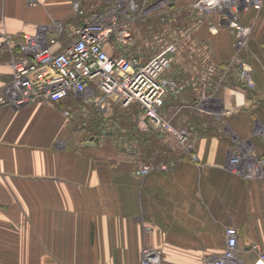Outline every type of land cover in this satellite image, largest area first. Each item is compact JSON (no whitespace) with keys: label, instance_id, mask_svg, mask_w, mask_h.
Wrapping results in <instances>:
<instances>
[{"label":"crops","instance_id":"obj_1","mask_svg":"<svg viewBox=\"0 0 264 264\" xmlns=\"http://www.w3.org/2000/svg\"><path fill=\"white\" fill-rule=\"evenodd\" d=\"M192 2L175 0L157 13L186 28ZM109 3L84 0L83 10L89 16ZM197 12L195 18L204 16ZM75 13L74 0H0V90L13 79L20 34L57 21L68 30L82 20ZM241 21L252 28L241 54L253 66L254 88L238 76L235 34L220 14L204 16L183 40L186 70L196 44L209 47L201 62L227 72L216 98H204L206 87L188 85L169 94L162 108L174 125L192 132L196 159L175 136L143 122L138 104L128 113L112 101L102 111L72 93L58 103L0 106V264H142L147 245L162 250L161 264H216L231 226L243 264H255L264 252V177L245 176L229 159L237 149L264 156V2L260 10L243 11ZM149 23L138 33L146 40L136 43L144 52L155 39L144 31L156 29ZM113 36L112 55L136 53L133 36L125 42ZM69 41L64 31L52 49ZM186 70L185 79L196 76ZM89 106L119 119L116 132L94 145L88 141L96 135L72 130L73 117L97 122ZM139 161L155 167L141 176ZM163 163H170L167 169Z\"/></svg>","mask_w":264,"mask_h":264},{"label":"built area","instance_id":"obj_2","mask_svg":"<svg viewBox=\"0 0 264 264\" xmlns=\"http://www.w3.org/2000/svg\"><path fill=\"white\" fill-rule=\"evenodd\" d=\"M38 1L27 0L32 5ZM83 1L74 0L75 14H81L82 20L74 23L68 30H64L63 24L57 21L53 25L40 26L35 34H20L18 50L12 61L13 79L0 90V106L21 107L35 102L58 103L72 93L83 96L86 102L102 111L112 101L118 102L122 108L138 104L143 122H150L163 132L175 136L182 148L196 159V154L192 152V132L175 126L162 112L169 94L182 91L188 85L196 86L201 79L193 76L191 79L181 80L168 74L180 50V40L166 43L156 54L147 55L138 47L136 53L114 56L109 52L108 45L113 35L122 42L131 37L126 24L120 22L122 18L131 16L136 8L135 1L111 0V4L104 10L95 11L89 16L84 13ZM263 2L264 0H193L189 6L206 17L220 14L234 32L239 55L238 76L251 88L255 87L253 66L241 53L247 47L252 28L242 23L241 13L251 8L260 10ZM204 16L198 18L194 26L202 22ZM53 31L57 32V37L64 31L70 36L69 43L59 51H54L51 46L57 40L55 36L50 37ZM11 42L12 36L9 35L6 43ZM204 48L209 52V47ZM222 71L207 60L204 72L206 76L203 78L205 87L209 84V89H218L223 81ZM66 113L70 114L69 111ZM229 164L247 177H264V156L256 157L250 150H234ZM168 166L169 164L160 165L164 169ZM154 167L155 164L139 161L135 171L146 176ZM226 235V247L215 258V263L243 264L239 254L237 229L234 226L228 227ZM161 261L160 248L150 245L143 248L142 264H161ZM255 264H264V252L258 254Z\"/></svg>","mask_w":264,"mask_h":264},{"label":"rangeland","instance_id":"obj_3","mask_svg":"<svg viewBox=\"0 0 264 264\" xmlns=\"http://www.w3.org/2000/svg\"><path fill=\"white\" fill-rule=\"evenodd\" d=\"M134 1L136 3L135 10H133L131 12L130 17L122 18L121 22H120L121 24H126V28H128L130 30V32H132L131 36H133V38H134L133 39L134 46L136 45V43L138 44L140 42H143V40H146L144 38H140V35H138V33H140V31L143 32V29L140 30L142 28L141 27L142 23H146V22L147 23L150 22L149 24L155 26L154 28H156V29H152L150 26H149L150 29H144V31L147 32L149 35H151L150 32H153V36L155 37L153 42H151L149 45V46L152 45V47H150L149 50H147V48H145L146 49L145 52L148 51L149 54H156V53L160 52L163 47L166 46V43L173 42L175 40H180V42H179L180 43L179 44L180 50L178 51L179 55L178 54L176 55V58L174 59L171 68L168 70V74L171 72H180L182 75V73H184V71L186 70L184 68V64H183V60H182L184 53H186V52H184V50H185L184 44L185 43H183V40H185L184 38H188L189 36L192 35V26H194V24L196 23V21L198 19V18H195L196 14L198 12L194 8L190 9L191 10V16H192L191 21H190L191 26H188L186 28H182L181 25H183V24L179 22L178 18L176 20L169 21L168 20L169 16H168L167 12L157 13V12H160V10H162L164 7L169 5L170 2H172L171 0H134ZM109 4H111V3H109ZM150 6H152V7H150ZM149 7L151 8V10H149ZM194 18H195V20H194ZM151 21H154V22L151 23ZM122 26H125V25H122ZM174 28L178 32L173 30ZM179 29H181V30L179 31ZM113 39L114 40L117 39L116 35L113 36ZM139 45H141V44H139ZM139 45L138 46L136 45L134 49L138 48ZM192 47H193L192 50L194 51L193 57L191 56V63L187 64L186 68L190 67V69H187V70H191V73H193V72L196 73L195 77L200 76V78H201V79H199V81L195 87L205 89L206 84H205V80H203V78L206 76V75H204L205 74L204 72H205V63L207 62V60H206V62H201L199 54H202V55L206 54V53L208 54V52L206 51V48H204L203 46H200V45L193 44ZM152 49H153V51L151 52ZM222 75H223V78H222L223 81H221V84H219L218 89H216V90H213V88L210 89L209 90L210 92L208 94H205L204 98L210 97V99H213V97L216 98L215 96H217L220 93V91L223 87V84H224L223 82L226 78L227 72L223 70ZM185 77L186 76L182 75V78H180V79L186 80ZM203 82H204V84H203ZM206 88L209 89V88H211V86L209 84H207ZM202 93H203V91H202ZM89 109H90L89 113H91V114L93 113L94 115H96V119H98L97 122L91 123L84 116H79L80 117L79 119H78V117L75 119L73 117L71 122H72V130L74 132H76L79 135H82V133H83L84 135L92 134V135H96V136L98 135L99 137L106 136V134H108V133L116 132V129L118 126V125H116L117 124L116 120H119V119H115V118L111 117L112 115L111 116L110 115L105 116L102 113H99L96 110V108H94L92 106ZM139 109L140 108H138V110ZM116 111H121V110L115 109L112 113H114ZM122 111H125V112L128 111V113H132L133 112L132 106L130 108H123ZM179 128H181V127H179ZM118 129H120V128H118ZM163 164H170V163H163Z\"/></svg>","mask_w":264,"mask_h":264},{"label":"water","instance_id":"obj_4","mask_svg":"<svg viewBox=\"0 0 264 264\" xmlns=\"http://www.w3.org/2000/svg\"><path fill=\"white\" fill-rule=\"evenodd\" d=\"M100 142V137L99 136H92L88 143L94 145Z\"/></svg>","mask_w":264,"mask_h":264},{"label":"bare ground","instance_id":"obj_5","mask_svg":"<svg viewBox=\"0 0 264 264\" xmlns=\"http://www.w3.org/2000/svg\"><path fill=\"white\" fill-rule=\"evenodd\" d=\"M139 29V28H138ZM136 33V32H135ZM139 35V34H138Z\"/></svg>","mask_w":264,"mask_h":264}]
</instances>
